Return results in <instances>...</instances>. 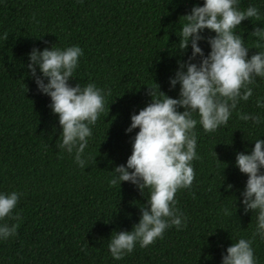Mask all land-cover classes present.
Returning <instances> with one entry per match:
<instances>
[{
  "label": "trees",
  "instance_id": "1",
  "mask_svg": "<svg viewBox=\"0 0 264 264\" xmlns=\"http://www.w3.org/2000/svg\"><path fill=\"white\" fill-rule=\"evenodd\" d=\"M201 2L0 0V192L21 194L14 212L21 216L20 226L14 237L0 242V264H220L231 242L253 238L255 213H242L237 191L247 178L234 164L236 153L250 151L255 139H264V125L250 127L234 112L215 133H205L199 125L195 129L200 157L192 162L195 179L175 196L186 227L166 230L162 239L147 248L137 245L119 261L107 248L114 231H131L149 195L127 182L109 187V171L126 163L138 131L126 134L125 129L130 116L150 102L148 88L155 90L157 84L159 92L176 98L178 86L170 90L169 77L177 60L187 55L171 49L178 43L182 16ZM248 6L260 10L261 20H245L235 31L254 47L251 32L264 27V0H241V10ZM204 35L212 34L206 30ZM53 45L83 50L72 86L94 83L112 93L86 149L95 164L84 170L56 148L57 117L26 67L33 48ZM200 47L207 54V45ZM261 50L250 49L249 55ZM256 84L253 97L239 109L264 115L255 103L264 96V79L257 78ZM228 184L231 191H225ZM233 196L234 217L220 215L223 205L235 212ZM253 248L264 264V241L256 237Z\"/></svg>",
  "mask_w": 264,
  "mask_h": 264
},
{
  "label": "clouds",
  "instance_id": "2",
  "mask_svg": "<svg viewBox=\"0 0 264 264\" xmlns=\"http://www.w3.org/2000/svg\"><path fill=\"white\" fill-rule=\"evenodd\" d=\"M240 3L241 0H202L182 16L179 34L176 32L178 43L171 51L187 55V59L177 60L168 81L170 90L178 86L176 98L159 92L154 83L155 90L148 88L150 102L130 116L125 133L138 129L131 138V154L125 164L109 171L108 184L120 187L127 182L142 196L146 189L149 195L139 207L140 217L131 231H114L110 235L107 248L113 260H122L137 245L149 247L170 228L179 231L186 227L187 217L176 207L175 196L180 190L190 189L195 179L192 162L200 158L197 125L205 133H215L227 125L234 112L250 127L264 125V115L239 109L242 102L253 97L257 78L264 79V50L249 55L250 49H264V27L251 32L254 47L246 46L235 31L245 20L260 21L261 13L256 6L241 10ZM206 30L212 35L206 37ZM201 43L207 45V54ZM82 55L83 50L75 45L33 48L27 54L26 67L37 92L50 99L48 107L57 117L60 131L56 148L84 170L95 164L86 149L93 128L105 111L106 98L112 93L94 83L70 84ZM255 103L258 109H264V96H257ZM234 166L247 178L243 190L237 189L239 205L243 214L255 213V231L252 239L241 237L231 242L221 254L220 264H259L253 241L256 237L264 241V139H255L250 151L236 153ZM232 189L233 185L228 184L225 191ZM20 196L16 191L0 192V221H16L0 223V242L17 234L21 216L14 212ZM233 197L235 212L223 205L220 215L234 217L237 197Z\"/></svg>",
  "mask_w": 264,
  "mask_h": 264
}]
</instances>
